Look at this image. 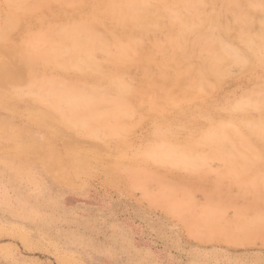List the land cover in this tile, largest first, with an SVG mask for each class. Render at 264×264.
<instances>
[{
  "label": "rangeland",
  "instance_id": "1",
  "mask_svg": "<svg viewBox=\"0 0 264 264\" xmlns=\"http://www.w3.org/2000/svg\"><path fill=\"white\" fill-rule=\"evenodd\" d=\"M199 1L191 0L201 17L217 15L207 24L214 47L221 37L248 62L229 56L219 78L197 86V67L207 69L212 51L193 40V66H167L179 27L160 19L141 49L119 64L129 113L108 117V133L93 137L61 120L36 100L28 78L3 81L0 264H264V148L206 142L222 126L246 135L250 123L264 122V50L254 59L246 48L264 40V0ZM153 2L146 8L157 16ZM5 11L0 0V23ZM41 20L63 22L38 12L24 24L34 33ZM20 31L6 44L19 43ZM108 52L92 53L105 73L115 70L111 43ZM142 55L149 65L140 63ZM17 56L0 62L20 66L25 54ZM62 72L45 74L68 80L78 74Z\"/></svg>",
  "mask_w": 264,
  "mask_h": 264
},
{
  "label": "bare ground",
  "instance_id": "2",
  "mask_svg": "<svg viewBox=\"0 0 264 264\" xmlns=\"http://www.w3.org/2000/svg\"><path fill=\"white\" fill-rule=\"evenodd\" d=\"M3 1L6 5V11L2 18L3 21L0 23V56L13 58L20 53H24L25 56L20 66L12 65L11 62H0V85H3V81L5 83L9 76H12V78L15 77L16 83L24 78H28L32 87L35 88L36 100L44 102L51 113L58 115L61 120H64V122L68 123L70 126L74 128L78 127L87 135L93 137H95L97 133L101 134L111 131L106 122L108 117L119 119L127 114V101L129 100L130 90L120 75L121 67L119 64L131 58V56L129 58V53L131 51L141 49L143 46L142 40L145 38L143 35H148V33H152L154 30L157 31L161 25L159 24L160 19H169L171 30L174 27H179L177 36L170 41L175 51L173 54L174 56L169 59L168 64L164 60L165 66L166 64L167 66L169 65V67L178 65L177 68H179L180 64H184L186 68L192 67L193 64L190 62L192 60L190 59L191 56L193 57V53L191 54V49L193 47L191 45L194 41L200 43L198 44V46H202L200 48L205 46V49L207 48L212 51L210 57L211 62L209 63L206 61L208 64L206 62V65L203 64L204 67L208 66L207 69L201 70L203 67L201 68L197 65L198 72L196 80L200 82L196 83L197 86L201 85L203 87L204 80L208 77H216L217 75L220 77L224 72L222 69L223 63L230 57L233 60L235 59L236 62L239 61V63L241 60L244 64L248 62V58H245L242 53L240 55L241 51H237L236 48L229 45L230 43L226 44L221 37L217 38H219L218 43L220 42L222 46L219 45V49L218 47H216L217 49L214 47L217 41H211V38L208 36L210 29L209 26L207 28V24H210L208 19H214L217 15L208 17L207 14V17H201L197 7L191 0L190 2L192 4L188 3L189 0ZM152 1L157 4V16H152L147 11L146 6ZM222 1L223 4L226 3H224L225 0ZM228 1L226 4H228ZM198 2L201 4L199 0H196L195 4L197 3V6ZM236 3L238 4V2ZM201 5H203V3ZM263 7L262 9H264ZM67 8H71L70 12L67 11ZM38 12H46L52 17L62 19L63 22L58 24H45L44 21L41 20L39 23L42 24H40L39 29L31 33L29 27L25 25L24 22L27 18L34 17ZM244 13H242V16L245 15L243 18L246 19L248 15ZM242 23L244 24V22ZM100 27L103 28L104 31H99ZM16 29H20L25 34L21 37L19 43L7 45L6 43L9 40L11 41V32L14 30L16 31ZM215 30L212 31L216 32ZM259 34L261 35V33ZM259 34H257L255 38H257ZM213 37H215V35H213ZM108 38L117 55L108 57V61L115 67V70L105 73L103 71L101 72V66L95 60V57H92V53L97 51L108 52L110 50ZM257 39L259 40V47L257 48V45L255 46L253 42H249L250 44L248 45L246 44L247 49L255 52L254 56H257V53L259 54L256 58L252 56L254 59H257L261 55L259 52L264 50L263 38L258 37ZM246 41L248 40H245L244 44ZM140 44H142V46ZM162 53H164V51H162ZM107 54H109V52L106 53V55ZM139 60L140 63L146 64L149 57L146 55L143 59ZM51 68L65 72L73 69L77 71L78 74L73 80H68L67 77L63 75L57 78L47 77L45 72ZM219 68L222 69L220 72H223H218ZM176 74L177 73L174 72V75ZM178 75L179 72L177 76ZM219 77H216V79ZM160 78H162V76H160ZM78 80L82 81L84 84H88V86L80 85ZM96 80L99 82L103 81L105 83L104 86L95 87ZM162 83H164V81H162ZM11 85H14V83ZM104 103L108 104L106 113L100 112V106H102V104L104 106ZM259 121L250 123L251 125L246 135L236 130L237 128L230 129L221 125L222 127L220 126L221 128L218 129L219 131L216 129L217 133H215V131V135L210 137L211 139L208 141L206 140V142H215V144H223V142L234 144L236 142L244 148L250 146L254 147L255 145L264 148V122L262 120ZM115 124L117 125V122ZM249 138H253L255 142L252 143L253 141ZM169 154L171 153L169 152ZM241 158L245 159L247 156L241 155Z\"/></svg>",
  "mask_w": 264,
  "mask_h": 264
}]
</instances>
